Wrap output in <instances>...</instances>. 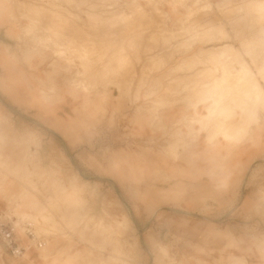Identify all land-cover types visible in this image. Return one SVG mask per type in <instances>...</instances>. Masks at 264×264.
<instances>
[{"label": "rangeland", "instance_id": "rangeland-1", "mask_svg": "<svg viewBox=\"0 0 264 264\" xmlns=\"http://www.w3.org/2000/svg\"><path fill=\"white\" fill-rule=\"evenodd\" d=\"M256 1L0 0V264H264Z\"/></svg>", "mask_w": 264, "mask_h": 264}, {"label": "bare ground", "instance_id": "bare-ground-1", "mask_svg": "<svg viewBox=\"0 0 264 264\" xmlns=\"http://www.w3.org/2000/svg\"><path fill=\"white\" fill-rule=\"evenodd\" d=\"M16 5H17V3H16ZM111 5V4H110ZM30 7H32L31 5H30ZM43 7V6H42ZM98 7V6H97ZM14 8H16V7H14ZM12 9V8H11ZM34 9H35V7H34ZM40 9V8H39ZM92 9V8H91ZM253 9H255L256 11H259V12H264V1H256V5H255V7L253 8ZM14 10V9H13ZM152 10V9H151ZM50 11V10H49ZM47 13V12H46ZM46 13L44 14V15H46ZM50 14V13H49ZM53 14V13H52ZM112 14V13H111ZM254 14V13H253ZM54 15V14H53ZM256 15V14H255ZM146 16H147V14H146ZM257 16V15H256ZM54 17V16H53ZM97 17V16H96ZM46 18V17H45ZM254 18V17H253ZM33 19H34V17H33ZM41 19V18H40ZM53 19V18H52ZM51 19V20H52ZM57 19V18H56ZM94 19V18H93ZM142 19V18H141ZM144 19V18H143ZM42 20V19H41ZM60 20V19H59ZM104 20V19H103ZM54 21V20H53ZM138 22V21H137ZM49 23V22H48ZM53 23H55V22H53ZM45 25V24H44ZM51 25V24H50ZM77 25V24H76ZM82 25V24H81ZM46 27V26H45ZM57 27V26H56ZM118 27V26H117ZM42 29V28H41ZM46 29V28H45ZM84 29V28H83ZM86 29V28H85ZM94 29H96V28H94ZM73 30V29H72ZM44 31V30H43ZM51 32V31H50ZM59 32V31H58ZM103 32V31H102ZM126 33V32H125ZM70 34V33H69ZM101 34V33H100ZM49 35H50V33H49ZM212 35V34H211ZM52 37V36H51ZM58 37H60V36H58ZM63 37V36H62ZM78 37V36H77ZM57 38V37H56ZM66 38V37H65ZM239 38V37H238ZM62 39V38H61ZM94 39V38H93ZM96 39V38H95ZM106 41V40H105ZM101 42V41H100ZM94 43V42H93ZM104 43V42H103ZM75 44V43H74ZM98 44V43H97ZM110 44V43H109ZM107 45V44H106ZM129 45V44H128ZM97 46V45H96ZM108 46V45H107ZM110 46V45H109ZM88 47V46H87ZM95 47V46H94ZM98 47V46H97ZM103 47V46H102ZM99 48V47H98ZM104 48V47H103ZM104 49H107V48H104ZM92 50V49H91ZM100 50V49H99ZM106 51V50H105ZM214 51V50H213ZM235 50L232 48H229V49H227V50H225V51H223V52H221L219 55H218V57H220V58H229V57H231V54L234 52ZM91 52V51H90ZM94 52V51H93ZM96 52V51H95ZM92 53V52H91ZM104 53H106V52H104ZM119 53V52H118ZM100 54V53H99ZM234 54V53H233ZM101 55V54H100ZM111 55V54H110ZM114 55V54H113ZM213 55V54H212ZM105 56V55H104ZM109 56V55H108ZM215 57V56H214ZM112 58V57H111ZM107 59V58H106ZM113 59V58H112ZM134 59V58H133ZM168 60V59H167ZM191 60V59H190ZM220 60V59H219ZM109 61V60H108ZM111 61V60H110ZM96 63V62H95ZM107 63V62H106ZM159 63V62H158ZM196 63H198V62H196ZM116 64V63H115ZM189 64H190V62H189ZM192 64V63H191ZM204 64V63H203ZM89 65V64H88ZM110 65V64H109ZM102 68V67H101ZM100 68V69H101ZM238 68L239 69H236L235 68V71H236V73H235V75L232 77L233 78V81L232 82H234L235 84H237V85H240V86H242L245 90H246V92L248 93L250 90H255V89H257V87H260L259 86V81L257 80V74L252 70V68H250V66H249V64L246 62V61H241L240 62V64H239V66H238ZM91 69V68H90ZM94 69H96V68H94ZM113 69V68H112ZM92 70V69H91ZM92 72V71H91ZM106 72V71H105ZM100 73V72H99ZM130 73V72H129ZM87 74V73H86ZM95 75H97V74H95ZM98 76V75H97ZM85 78V77H84ZM100 78V77H99ZM105 78V77H104ZM179 79V78H178ZM201 79H202V77H201ZM140 80V79H139ZM193 80V79H192ZM208 80V79H207ZM220 80H222L221 81V84L222 85H224V84H226V83H228V82H231V79H229V77L227 76V75H224L223 77H215L213 80H212V84H216V83H218V82H220ZM230 80V81H229ZM199 81V80H198ZM206 82V81H205ZM221 85V86H222ZM259 89V88H258ZM261 89V88H260ZM259 91V90H258ZM261 91H263V90H261ZM224 92H226V91H224ZM254 92V91H253ZM203 93V92H202ZM261 93V92H260ZM259 94V93H258ZM261 96V95H260ZM264 96V95H263ZM223 104V103H222ZM248 105V104H247ZM212 108V107H211ZM220 107H218V109H219ZM217 109V110H218ZM227 128V127H226ZM232 132V131H231ZM30 223V222H29ZM31 224V223H30ZM15 225H17V227H18V230H19V232H22V230H23V228H22V226L20 225V222H19V224L18 223H16L15 222ZM32 225V224H31ZM28 241V244H31V242L28 240V238H26V236H24L23 234H21V235H19V246H21V247H23V248H25L24 246H22L23 244L21 243V241H23L22 239H24V238ZM1 244V243H0ZM33 246H35V245H33ZM1 247L3 248V246L1 245ZM36 247V246H35ZM38 248V247H37ZM42 248V247H41ZM25 249H27V250H29V248H25ZM3 250H5L4 248H3ZM6 251V250H5ZM26 251V250H25ZM7 252V251H6ZM8 253V252H7ZM25 253V252H24ZM9 254V253H8ZM10 255V254H9ZM11 256V255H10ZM23 256V255H22ZM22 256L21 257H19V259H21L22 258ZM11 257H13V256H11ZM13 258H15V257H13ZM15 259H17V258H15Z\"/></svg>", "mask_w": 264, "mask_h": 264}, {"label": "built area", "instance_id": "built-area-1", "mask_svg": "<svg viewBox=\"0 0 264 264\" xmlns=\"http://www.w3.org/2000/svg\"><path fill=\"white\" fill-rule=\"evenodd\" d=\"M20 225L23 228L22 232H19L17 225L13 222L0 223V243L15 258L21 257L25 252V248L19 246V235L21 234L26 236L32 245L38 248L43 246L41 240L33 232L32 225L29 222L25 221L20 223Z\"/></svg>", "mask_w": 264, "mask_h": 264}, {"label": "crops", "instance_id": "crops-1", "mask_svg": "<svg viewBox=\"0 0 264 264\" xmlns=\"http://www.w3.org/2000/svg\"><path fill=\"white\" fill-rule=\"evenodd\" d=\"M17 264H21V262H18Z\"/></svg>", "mask_w": 264, "mask_h": 264}]
</instances>
